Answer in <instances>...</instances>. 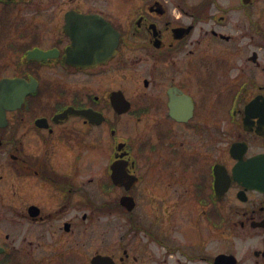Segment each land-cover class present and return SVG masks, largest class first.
<instances>
[{"label": "flooded vegetation", "instance_id": "flooded-vegetation-1", "mask_svg": "<svg viewBox=\"0 0 264 264\" xmlns=\"http://www.w3.org/2000/svg\"><path fill=\"white\" fill-rule=\"evenodd\" d=\"M244 38L264 0H0V264H264Z\"/></svg>", "mask_w": 264, "mask_h": 264}, {"label": "rangeland", "instance_id": "rangeland-1", "mask_svg": "<svg viewBox=\"0 0 264 264\" xmlns=\"http://www.w3.org/2000/svg\"><path fill=\"white\" fill-rule=\"evenodd\" d=\"M241 34H239L240 36ZM245 42H248L251 44V46L245 51V55H251L253 51H257L260 54V60L261 62L264 63V46L263 48H259L258 43H257V39L255 38L254 40L250 39V38H244L243 39ZM249 44H247L248 46ZM5 211H1V215L4 216ZM11 226H9L6 218L5 220L2 218L0 220V233H2V235H5L8 231H10Z\"/></svg>", "mask_w": 264, "mask_h": 264}, {"label": "water", "instance_id": "water-1", "mask_svg": "<svg viewBox=\"0 0 264 264\" xmlns=\"http://www.w3.org/2000/svg\"><path fill=\"white\" fill-rule=\"evenodd\" d=\"M3 96L2 97H0V103H1V105H3L4 103H3ZM4 251V249H2V251L1 252H3Z\"/></svg>", "mask_w": 264, "mask_h": 264}]
</instances>
